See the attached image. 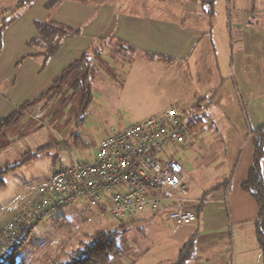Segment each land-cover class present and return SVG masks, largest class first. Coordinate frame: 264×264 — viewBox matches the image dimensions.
<instances>
[{"label": "crops", "instance_id": "1", "mask_svg": "<svg viewBox=\"0 0 264 264\" xmlns=\"http://www.w3.org/2000/svg\"><path fill=\"white\" fill-rule=\"evenodd\" d=\"M18 1L0 0V116L36 100L63 69L91 46L100 44L102 49L96 61L103 71L113 63L120 66L128 62L126 81L120 92L127 91L128 96L146 94L148 88L144 87L151 85L149 88L156 86L160 89L158 94L166 95L165 100L171 95L172 99H181L191 107L202 100V108H211L212 114L207 112L213 118L206 127L209 135L203 138L210 142L209 162L219 179L207 190H199L197 199L187 200L186 205L195 211L197 221L186 224L190 230L174 238L176 257L181 247L192 240L196 255L190 262L233 264L232 258L223 256L224 248H219L228 232L233 238L235 259L237 246V258L242 263L249 258L252 264L258 262L262 255L255 236L258 206L241 185L254 162L250 131L264 122V0H248L244 8H231V0H60L52 7H47L48 0H33L1 27ZM36 21L56 22L78 33L65 38L54 55L44 62L39 53L41 48L27 45L37 34ZM113 74H117V69ZM117 75L121 80L124 78L123 72ZM104 78L96 70L91 101L93 84L96 83V90L102 89ZM177 80H182L185 88L179 87ZM67 92L71 99L77 94L78 107L72 116L73 127L77 128L83 124L89 105L85 115L78 113L81 91L72 92L69 86ZM54 98L45 107L41 103L32 107L42 111ZM120 99L118 96L114 107L119 117L133 113L135 108L150 116L157 113L154 107L158 104L153 100L129 104L126 110L120 106ZM79 114L82 117L77 118ZM83 140L80 133L71 129L60 143L66 149H78L83 147ZM145 217L139 216L128 223ZM136 248L143 255L140 259L145 255L150 258H145L142 264H171L176 259L167 257L170 249L165 245L153 252L160 253L163 258L160 260L137 243H132L128 251Z\"/></svg>", "mask_w": 264, "mask_h": 264}, {"label": "rangeland", "instance_id": "2", "mask_svg": "<svg viewBox=\"0 0 264 264\" xmlns=\"http://www.w3.org/2000/svg\"><path fill=\"white\" fill-rule=\"evenodd\" d=\"M231 4V8H244L248 6V0H231ZM225 62L227 63L228 59H225ZM127 63H121L120 66L113 63L103 71L99 63L94 61V67L97 68L98 74L105 76V81L103 88H98L99 90H96V83L93 84L94 99L86 110L83 124L77 128L73 127L72 116L78 107V98L77 94L73 95L72 99L70 98L71 95L67 92L70 81H66L48 108L40 111L38 107H31L16 126L8 128L0 135V165L20 163L19 166L8 169L3 174L4 183L0 185V233L1 226L11 218L12 213L21 206L23 207V203L34 196V186L38 182L47 178L53 171L69 165L72 161H91L96 155L99 140L102 139L109 125L116 122L136 123L150 116L148 113L145 114V111L135 108L132 110L133 113L126 112L121 114L124 116L119 117L114 111L118 96L122 98L120 99V106L126 110L132 103L140 105L142 101H155L158 104L154 107L157 113L152 115L160 113L170 105L183 110L191 107L190 103L182 102L178 98L172 99L169 97L171 95L165 100L166 95L158 94L160 89L156 86L152 88H149L151 85L143 86L148 88L149 93H146L148 96L142 93L135 95L133 93L132 96H130L131 94L128 96L127 91L123 92L122 90L120 92L119 88H121L123 81H126ZM115 69H117V74L119 71L123 72L124 78L122 80L117 77V74H113ZM219 80L217 77L216 84L219 83ZM177 82L180 83L179 87H184L185 84H181L183 83L182 80H177ZM67 98L70 100L62 102ZM165 101L166 103H164ZM210 109L202 108V110L192 111V113L194 115H201L202 113L208 115L211 113ZM7 113L5 112L0 118L6 116ZM208 116L204 129L198 134L196 132L191 133L187 143L182 144L174 154V157L183 166L181 176L187 183L186 197L189 200L197 199L199 190L202 188L207 190L215 185L219 179L218 172L213 170L209 162L212 156L209 152L210 142L203 138L209 135L206 127L213 119L212 115ZM71 129L80 133L85 139L82 148L66 149L59 145L61 138L65 137ZM45 143H52L53 145L38 151L33 158L23 159L22 156L26 152L34 151ZM145 215L146 217L142 220L132 223L126 222L125 227L117 228L122 223L110 217L94 218L90 211L79 203L58 207L33 225L24 246L19 250V259L21 258L26 264L63 262L73 251L83 247L84 242L92 240L93 235L98 230L106 228L117 229L118 242L121 248L120 253L113 254L106 264H136L139 261L141 263L137 264H142L145 258L150 259L147 255L144 256V259H140L143 255L138 248L135 251H128L132 243L139 244V248H146L150 256L159 257V260L163 259L160 253L155 255L153 252L162 249L165 245L167 249H170L167 251V257L171 259L176 257L177 249L173 248V242L176 241L174 238L186 233L190 227L188 225L180 227L170 221L163 211L150 214L148 217V214L142 216ZM24 226L18 228V231L21 232L20 236L25 235L26 228ZM235 242L237 244L236 238ZM6 246L7 244L1 242L0 234V250ZM219 248H224L223 256H226L227 259L232 258L233 264H252V258L243 261V263L237 258V246L235 259L233 238L228 232L225 233L224 240L221 239ZM187 264H194V262L191 261ZM255 264H263L262 255H259L258 262L255 261Z\"/></svg>", "mask_w": 264, "mask_h": 264}, {"label": "built area", "instance_id": "3", "mask_svg": "<svg viewBox=\"0 0 264 264\" xmlns=\"http://www.w3.org/2000/svg\"><path fill=\"white\" fill-rule=\"evenodd\" d=\"M192 111L170 106L140 122L109 125L91 161H72L34 186V196L1 226V242L12 245L19 226L73 203L94 218L120 223L161 211L176 224L195 223L197 214L186 205L183 166L174 157L191 133L204 129L188 125L197 116Z\"/></svg>", "mask_w": 264, "mask_h": 264}, {"label": "trees", "instance_id": "4", "mask_svg": "<svg viewBox=\"0 0 264 264\" xmlns=\"http://www.w3.org/2000/svg\"><path fill=\"white\" fill-rule=\"evenodd\" d=\"M60 0H48L47 7H52L57 4ZM33 0H19L15 4L14 8L11 9L12 15L2 21L1 27L9 23L15 15L18 13L17 10L26 5H30ZM15 13H14V12ZM35 27L37 30L36 36L27 41L28 46H39L41 51L39 53L43 56L44 62H46L50 57L60 47L62 41L70 36L78 33V30L65 27L62 24L51 22V21H36ZM100 42V41H99ZM98 43V41H97ZM102 49V44L99 46H91V48L83 52V54L63 69L60 74L53 80L51 86L43 92L36 100L27 101L18 106L9 115L0 119V135L3 131L9 127L15 126L20 122L21 118L24 116L25 111L32 106L41 103L42 107H45L54 96L58 93L60 87L66 82L70 81V91L79 92L81 91V102L80 110L82 115H85V108L91 102V85L93 77L95 76L97 68L94 67V61L99 56ZM31 55V54H29ZM28 56L25 55L24 57ZM201 101L199 100L195 105L192 106L194 111H200ZM77 115L82 117V115ZM80 117V118H81ZM206 113L197 115L189 122L190 127L204 126ZM252 147L254 152V162L253 165L249 167L246 180L242 183V189L249 192L252 198L255 199L258 206V219L255 223V236L261 249L263 255L264 264V122L252 129L250 131ZM75 145H78L77 140L73 141ZM50 144H45L44 146L35 149L34 151L26 152L22 157L23 159L33 158L34 155L40 150L49 147ZM59 145L65 146L64 143ZM20 163L8 164L4 163L0 165V185L4 183L3 174H5L8 169H14L19 166ZM33 223L31 225H25L26 228L25 235L20 236L19 231H17V238L12 245H7L0 250V264H26L21 258L19 259V250L24 246L29 232L32 230ZM126 223H122L117 228L125 227ZM23 229V228H22ZM19 230V229H18ZM117 229H103L98 230L92 237V240L86 241L83 247L73 251L69 257L63 262H58L54 264H106L113 254H119L121 251L118 242ZM192 240L186 242L178 251L176 259L171 264H186L190 260L195 258V252Z\"/></svg>", "mask_w": 264, "mask_h": 264}]
</instances>
